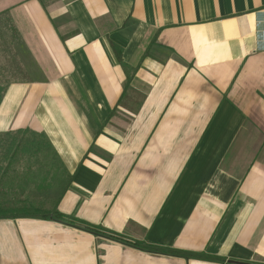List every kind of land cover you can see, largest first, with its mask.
I'll use <instances>...</instances> for the list:
<instances>
[{"label": "crops", "instance_id": "obj_1", "mask_svg": "<svg viewBox=\"0 0 264 264\" xmlns=\"http://www.w3.org/2000/svg\"><path fill=\"white\" fill-rule=\"evenodd\" d=\"M0 84V264H264V0H0Z\"/></svg>", "mask_w": 264, "mask_h": 264}, {"label": "trees", "instance_id": "obj_2", "mask_svg": "<svg viewBox=\"0 0 264 264\" xmlns=\"http://www.w3.org/2000/svg\"><path fill=\"white\" fill-rule=\"evenodd\" d=\"M3 91H4V87H3V85L0 84V102H1V99H2V96H3ZM27 140L35 141V143L33 144V146L35 147L34 150H37L39 148L40 152L44 151V149H43L44 148V144H42V143L46 139H45L44 135H42L41 133L40 134H35L34 133V134H32V136H27ZM49 149H52V147L49 146ZM42 215L43 216H51V217H53V218H55L57 220H60V221H63V222H66L68 224H72V225H75V226H81V227H83V228H85V229H87V230H89V231H91V232H93L95 234H99V235L103 234L104 236L109 237V238H113V239H117V240H122V241L128 242L127 240H124V238L122 236H120V235L110 233L106 229H104L102 227H99V226H96V225L83 223L77 217H75L73 215L62 213V212H60L58 210H55V211H52V212H42ZM132 244L140 245L138 243H132Z\"/></svg>", "mask_w": 264, "mask_h": 264}]
</instances>
